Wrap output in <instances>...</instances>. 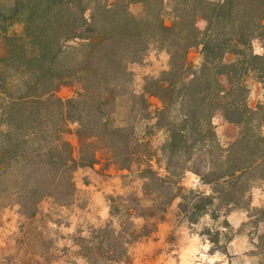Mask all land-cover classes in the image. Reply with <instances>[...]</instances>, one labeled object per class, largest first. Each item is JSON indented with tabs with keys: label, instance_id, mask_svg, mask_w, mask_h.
Here are the masks:
<instances>
[{
	"label": "trees",
	"instance_id": "16d2710c",
	"mask_svg": "<svg viewBox=\"0 0 264 264\" xmlns=\"http://www.w3.org/2000/svg\"><path fill=\"white\" fill-rule=\"evenodd\" d=\"M137 2L140 16L130 11L134 0H0V30L16 19L25 25L22 36L6 39L0 61V203L13 201L32 219L45 198L69 200L73 174L97 162L100 141L114 157L148 160L134 148L133 129L113 125L110 108L131 82L129 64L152 44L170 56L169 70L145 88L161 102L154 118L168 134L161 147L167 176L149 168L148 182L169 190L168 202L179 197L180 212L196 223L211 211L218 218L222 209L242 206L253 184L264 181V104L249 106L245 84L255 72L264 85V55L253 50L254 40L264 39V0ZM199 19L207 23L203 31ZM196 46L203 55L198 68L187 62ZM73 80L78 97H57ZM140 100L148 109L146 97ZM218 111L237 129L227 144L213 123ZM72 124L76 142L66 138ZM187 172L212 193L184 191L173 181ZM135 237L125 229L94 230L81 239L82 255L88 264L122 262ZM261 241L264 250V235Z\"/></svg>",
	"mask_w": 264,
	"mask_h": 264
},
{
	"label": "rangeland",
	"instance_id": "374dc122",
	"mask_svg": "<svg viewBox=\"0 0 264 264\" xmlns=\"http://www.w3.org/2000/svg\"><path fill=\"white\" fill-rule=\"evenodd\" d=\"M130 11L140 16L143 5L134 0ZM24 26L22 19L2 26L0 61L5 56L6 39L22 36ZM197 26L203 31L207 23L199 19ZM253 50L264 55V39H255ZM231 59L228 56L226 62ZM202 61V47L192 48L187 56L188 64L198 68ZM169 68L167 51L159 44H152L137 61L129 64L131 82L118 90L110 108L113 125L132 128L138 143L134 148L139 154L147 155L148 160L134 158L129 162L122 156L114 157L108 142L100 141L96 145L97 162L79 167L73 174L75 192L69 200L45 198L32 219L22 215L15 202L0 203V264H88L82 255L81 239L88 238L94 230L109 227L116 232L125 229L136 234L127 247L128 257L115 264H264L261 244L264 181L253 184L242 206L222 209L218 218L211 211L192 223L180 212L179 197L168 202L171 192L160 190L157 183L150 184L146 178L149 168L161 177L167 176V161L161 147L168 134L156 127L154 118L161 102L149 96L145 88L150 79L160 78ZM8 74H15L13 66L8 68ZM245 84L250 89L249 106L256 108L264 104L260 76L250 72ZM80 91L81 86L73 80L60 86L56 95L71 99L77 98ZM143 95L147 100L146 110L140 100ZM213 123L221 143L227 144L237 135V129L225 121L221 111L215 114ZM70 127L72 134L66 138L76 142L77 125ZM173 181L184 191L212 193L211 187L192 172ZM173 193L178 195L180 191L174 188ZM232 212L238 214L230 219Z\"/></svg>",
	"mask_w": 264,
	"mask_h": 264
},
{
	"label": "crops",
	"instance_id": "0c3cea01",
	"mask_svg": "<svg viewBox=\"0 0 264 264\" xmlns=\"http://www.w3.org/2000/svg\"><path fill=\"white\" fill-rule=\"evenodd\" d=\"M237 214L238 212H232V214L230 215V219L236 217Z\"/></svg>",
	"mask_w": 264,
	"mask_h": 264
}]
</instances>
